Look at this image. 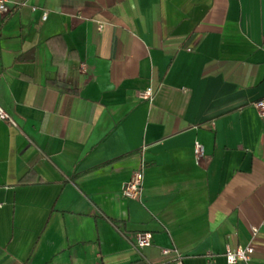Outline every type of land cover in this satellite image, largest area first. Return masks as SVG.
<instances>
[{"label": "crops", "instance_id": "crops-1", "mask_svg": "<svg viewBox=\"0 0 264 264\" xmlns=\"http://www.w3.org/2000/svg\"><path fill=\"white\" fill-rule=\"evenodd\" d=\"M5 5L0 264H264V0Z\"/></svg>", "mask_w": 264, "mask_h": 264}, {"label": "built area", "instance_id": "built-area-1", "mask_svg": "<svg viewBox=\"0 0 264 264\" xmlns=\"http://www.w3.org/2000/svg\"><path fill=\"white\" fill-rule=\"evenodd\" d=\"M6 0H0V13L5 14L8 12V8L5 5ZM98 29L101 30V25H98ZM83 69V65L81 66ZM149 91L144 92L140 95L141 99L149 98ZM253 108L256 111V114L261 122L264 123V99L259 100L253 104ZM0 121L8 122L13 124L11 119L7 114L0 108ZM193 156L196 163H198L204 157V148L200 143H195L193 147ZM142 186V173L141 171H135L132 174L130 180L125 183L122 188V193L124 197L129 199H138L141 193ZM264 207V203H263ZM256 229H251L252 235L256 234ZM151 242V236L149 233H137L135 235V248L141 250L145 247H149ZM169 249H163L161 254L163 256L170 254ZM253 253V248L250 245L245 247L238 246L234 249H226L225 261L227 264H237L238 262L247 263L250 260V256ZM176 264H181L180 261H177Z\"/></svg>", "mask_w": 264, "mask_h": 264}]
</instances>
